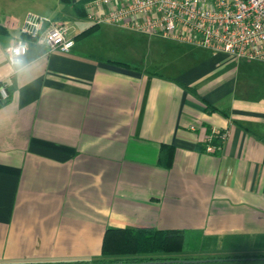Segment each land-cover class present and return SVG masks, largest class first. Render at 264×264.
Wrapping results in <instances>:
<instances>
[{
	"label": "crops",
	"instance_id": "1",
	"mask_svg": "<svg viewBox=\"0 0 264 264\" xmlns=\"http://www.w3.org/2000/svg\"><path fill=\"white\" fill-rule=\"evenodd\" d=\"M74 3L85 0H0V264L128 257L124 233L103 254L107 229L181 231L182 251L139 258L264 253V63L201 49L165 74L107 54L104 25L76 39L92 22ZM28 13L66 24L72 49L24 37L11 66ZM245 64L254 74L239 78Z\"/></svg>",
	"mask_w": 264,
	"mask_h": 264
},
{
	"label": "built area",
	"instance_id": "2",
	"mask_svg": "<svg viewBox=\"0 0 264 264\" xmlns=\"http://www.w3.org/2000/svg\"><path fill=\"white\" fill-rule=\"evenodd\" d=\"M83 9L95 25L161 37L233 60L264 63V0H87ZM68 31L64 23L28 13L20 26L21 36L6 48L8 63L18 65L27 53L24 37L49 51L69 52L74 39ZM7 98L6 85L0 84V104ZM211 139L212 135L205 138L207 151L213 150Z\"/></svg>",
	"mask_w": 264,
	"mask_h": 264
},
{
	"label": "trees",
	"instance_id": "3",
	"mask_svg": "<svg viewBox=\"0 0 264 264\" xmlns=\"http://www.w3.org/2000/svg\"><path fill=\"white\" fill-rule=\"evenodd\" d=\"M67 1V0H64ZM87 0H85L86 2ZM74 11L80 15L85 16V11L81 4L74 3L72 5ZM99 25L92 24L80 33L75 38H83L90 35L93 31L98 28ZM120 65H124L122 62H114ZM182 86L190 91L192 88L187 85L180 83ZM206 108L209 111L215 110L211 105L206 103ZM171 150L172 146L162 145L160 148L158 162L162 165L169 166L171 164ZM120 233H124L123 241L125 242V250L129 252L128 257L125 258H98L94 260L84 261H73V262H34V263H15V264H172V263H231V262H252L261 261L264 259V253L260 254H245V255H224L217 257H210L209 259L199 258H139L138 256L133 257V254H144V253H160V252H178L183 250L182 246V233L178 230H153V229H138L135 231H124V230H111L107 229L103 239V254H107L106 250L109 248V242L118 240ZM116 235V236H115ZM194 260V262H192Z\"/></svg>",
	"mask_w": 264,
	"mask_h": 264
},
{
	"label": "rangeland",
	"instance_id": "4",
	"mask_svg": "<svg viewBox=\"0 0 264 264\" xmlns=\"http://www.w3.org/2000/svg\"><path fill=\"white\" fill-rule=\"evenodd\" d=\"M103 28L109 30V34L104 32L96 38L99 41H104V50L109 51L106 52L107 54L109 53L120 59L130 54L134 55L139 60L144 59L146 64L151 66L150 69H159L160 72L165 74H171L172 70L180 68L191 54L205 55V52L201 49L188 48V46L184 48L183 45L171 44L169 40L161 37L145 36L109 25H104ZM250 67L247 64L238 66L236 69L238 77H252L254 71L250 70ZM227 69H231V67L228 66Z\"/></svg>",
	"mask_w": 264,
	"mask_h": 264
},
{
	"label": "water",
	"instance_id": "5",
	"mask_svg": "<svg viewBox=\"0 0 264 264\" xmlns=\"http://www.w3.org/2000/svg\"><path fill=\"white\" fill-rule=\"evenodd\" d=\"M262 261H264V259H262ZM192 262H194V260Z\"/></svg>",
	"mask_w": 264,
	"mask_h": 264
},
{
	"label": "clouds",
	"instance_id": "6",
	"mask_svg": "<svg viewBox=\"0 0 264 264\" xmlns=\"http://www.w3.org/2000/svg\"><path fill=\"white\" fill-rule=\"evenodd\" d=\"M18 51V50H17Z\"/></svg>",
	"mask_w": 264,
	"mask_h": 264
}]
</instances>
